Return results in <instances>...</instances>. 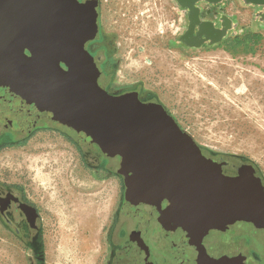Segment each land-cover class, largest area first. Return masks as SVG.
I'll return each instance as SVG.
<instances>
[{"label":"rangeland","instance_id":"rangeland-1","mask_svg":"<svg viewBox=\"0 0 264 264\" xmlns=\"http://www.w3.org/2000/svg\"><path fill=\"white\" fill-rule=\"evenodd\" d=\"M100 4L102 25L115 38L118 79L154 93L198 145L246 158L264 176V26H253V8L240 0L220 5L252 34L232 54L221 44L197 49L177 44L186 17L174 0ZM47 124L0 149V180L23 187L39 206L44 264H106L116 181L111 175L95 177L82 162L78 146L91 148V139ZM30 259L0 222V264Z\"/></svg>","mask_w":264,"mask_h":264},{"label":"water","instance_id":"water-1","mask_svg":"<svg viewBox=\"0 0 264 264\" xmlns=\"http://www.w3.org/2000/svg\"><path fill=\"white\" fill-rule=\"evenodd\" d=\"M195 1L184 0L181 6L197 15ZM240 1L253 8V26H264V0ZM224 15L226 26L209 27L220 38L207 46L220 44L227 34L247 33ZM95 20L96 13L74 0H0V93L21 99L35 113L29 120L47 117L120 154L142 181L160 186L190 223L209 227L244 219L264 227V191L220 175L161 103L113 96L98 86L83 46ZM201 28H190L180 38L198 37ZM186 42L189 48L202 47Z\"/></svg>","mask_w":264,"mask_h":264},{"label":"flooded vegetation","instance_id":"flooded-vegetation-1","mask_svg":"<svg viewBox=\"0 0 264 264\" xmlns=\"http://www.w3.org/2000/svg\"><path fill=\"white\" fill-rule=\"evenodd\" d=\"M174 1L185 11L186 17L185 29L178 37L182 42L180 45L184 46L187 41L188 45L203 47L220 38V33L210 31L209 27L220 29L222 25L226 26V21L221 18L224 14L220 10L222 2L195 1L194 5L200 8L196 15L194 11L191 13L181 6L184 0ZM74 2L86 12L96 13L94 33L83 46L96 71L98 86L113 96H130L143 104L159 103L156 95L144 89L141 83H123L118 79L115 38L102 25L100 0ZM199 26L202 27V35L187 36L182 41L180 36L184 32L190 28L197 31ZM234 38L227 34L220 44H231ZM24 53L29 55L26 50ZM61 65L77 77L71 68ZM33 114L21 99L0 93V149L16 141L21 143L24 136L34 129L46 128L47 122H55L47 117L31 121L29 119ZM90 142L89 149L77 145L82 162L95 177L111 175L117 185L115 207L107 234L106 264H264L262 225L244 219L209 227L190 223L189 217L172 205L168 194L160 186L142 181L138 174L129 170L120 154L107 151L92 139ZM198 146L201 155L214 164L220 175L240 178L251 189L264 191V176L252 161ZM111 159L115 160V164H110ZM41 215L39 206L31 201L26 189L0 180V222L24 244L31 257L29 264L45 262Z\"/></svg>","mask_w":264,"mask_h":264},{"label":"trees","instance_id":"trees-1","mask_svg":"<svg viewBox=\"0 0 264 264\" xmlns=\"http://www.w3.org/2000/svg\"><path fill=\"white\" fill-rule=\"evenodd\" d=\"M252 37V34L251 33H246L245 35L241 36V37H238V36H235V38L232 41L231 44H229L228 42L226 44H221V46L223 47V49H225L226 51L234 54L236 53L237 51V46H240V45H246V41L248 39H250Z\"/></svg>","mask_w":264,"mask_h":264}]
</instances>
